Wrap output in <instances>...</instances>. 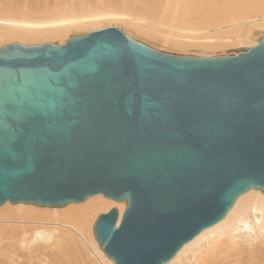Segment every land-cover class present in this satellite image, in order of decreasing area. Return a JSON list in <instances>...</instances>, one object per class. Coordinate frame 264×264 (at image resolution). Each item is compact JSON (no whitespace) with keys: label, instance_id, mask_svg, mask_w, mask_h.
I'll return each instance as SVG.
<instances>
[{"label":"water","instance_id":"obj_1","mask_svg":"<svg viewBox=\"0 0 264 264\" xmlns=\"http://www.w3.org/2000/svg\"><path fill=\"white\" fill-rule=\"evenodd\" d=\"M264 192V37L167 54L110 27L0 49V207L126 203L94 234L114 264H167Z\"/></svg>","mask_w":264,"mask_h":264},{"label":"bare ground","instance_id":"obj_2","mask_svg":"<svg viewBox=\"0 0 264 264\" xmlns=\"http://www.w3.org/2000/svg\"><path fill=\"white\" fill-rule=\"evenodd\" d=\"M108 1L109 0H97V4L106 6V3ZM127 1L129 0H122V4H128ZM130 1L133 3H131L130 6L134 5L135 3L140 4L141 7H143L141 10H143L144 12H147L148 14H157L156 18L159 15L163 17L165 21L170 20V25H166L168 26V38L171 39L177 37L175 36V33H180V37L183 36L182 39H180L178 42H174L175 38L173 39L174 41L171 40L173 42L172 44H174L171 46L178 48V50H180L181 48L187 49L189 46V48H193V42L191 40H193V37L195 38V36L192 34L197 33L198 31V29H196L197 26L195 27L192 23V18L194 17H197L199 20L201 19V23H199V25H202L203 30L213 31L214 33L230 29L228 31V33L230 34H239L242 31H245L246 33L247 31L246 34L250 36L251 32L256 29L264 30V22L261 24H253L252 22H254L255 20H250V15L255 13L257 15L260 14V17L262 16L261 18L264 19L263 0ZM261 1L263 2V4ZM82 6L83 8L87 7L88 9L87 2L82 3ZM89 6H91V4H89ZM58 8L59 5H55V7L51 10V14L56 13ZM212 10L215 11V15L213 14ZM122 12L128 13L129 11L127 10ZM46 13L48 14L49 11ZM99 14L100 12L96 14V17ZM91 15L94 16V14ZM216 15L225 17L226 21H224V18L221 20L222 22L224 21L223 23L220 21V19L218 20L219 22H221V24H217L218 21L212 22L213 17H216ZM74 16H72V18L75 19H73L72 21L77 20L76 22H80L78 21L80 19L76 18L78 16ZM100 16L102 15H99L98 18ZM95 20L96 21L94 22H99L98 19L95 18ZM154 21L156 20H153V22ZM130 23L137 22L131 21ZM90 24H92V21H89L88 25ZM133 25H136L138 28L139 24ZM196 25H198V23ZM246 25L247 27H244ZM70 26H73L72 28L80 26L84 28V22L81 25L71 23ZM203 26L204 28H208L204 29ZM183 33L188 34V36H185V34L181 35ZM24 35L28 36L27 34ZM24 35L17 34L14 39L22 41H29L28 39L34 40L33 37L35 36L33 35H31V37H26ZM37 36L43 37L40 34H38ZM155 36L157 38V34H155ZM248 36H245L244 38H248ZM51 37L53 38L54 36ZM171 41L169 40L165 42L170 43ZM206 41L210 40L208 39ZM203 43L204 44L201 45L205 48H212L216 46L210 44V42ZM224 43L225 42H223V44ZM217 45H219V43ZM217 47L216 49H218ZM207 51H205V53ZM94 197L95 199H93L92 201L87 200L88 202L86 203L88 205L86 203H83V205L87 206H83L82 203H73L65 206L66 208L38 207L35 205H27L23 203L12 204L11 202H6L3 206L0 207V243L2 245L5 243L3 246L4 251L7 253H15L16 255L14 257L22 255L26 258L28 255L29 257H32L34 254L44 249L49 251L52 256H56L58 260L57 263L73 264V261H70L69 259H71L72 257L76 258L77 256L82 257L84 254H86L88 256L87 259L91 261V264H114V262L105 255L103 250L98 245L94 234L93 225H95V223L94 221L92 222V219H90V215L94 210L98 208L100 209H98L100 212H102V208H105V210L107 211L104 214L108 213L113 208H117L120 213V218L117 224L119 226L121 222V215L126 207V203H118L112 201L105 198L103 195H97ZM78 206L82 208H73ZM211 241H213V243L209 244ZM204 243L208 245V248L210 250L205 255L206 259L200 262L202 264H224V262H228L229 259H237L238 264H264V192L251 189L247 193L240 196L222 221H220L215 226L206 229L194 240L186 244L167 264H183L186 255L195 247H203ZM202 249L204 250V248ZM1 256L2 255H0V261L8 258L6 255H4L3 257ZM61 256L67 258L65 262H62ZM84 262H86L85 264H88L87 261Z\"/></svg>","mask_w":264,"mask_h":264},{"label":"rangeland","instance_id":"obj_3","mask_svg":"<svg viewBox=\"0 0 264 264\" xmlns=\"http://www.w3.org/2000/svg\"><path fill=\"white\" fill-rule=\"evenodd\" d=\"M129 1H127L128 4L123 5L122 0H109L106 3V6L105 5L103 6L97 4V0H0V49L10 44H21L26 46H32V45L54 43L56 45H63L66 43L68 39L72 37L88 35L93 31H101L110 27H115L123 31L126 35L130 36L137 42H140L150 48H153L155 50L167 54L180 55V56L187 55L194 57H219V56H227V55L235 54L236 51L238 50L249 49L250 47H254L257 45L258 41L264 37V30H259V29H256L253 32H251L250 36L246 34L247 31L246 33L245 31H242L239 34H230L228 33L230 29L215 33L213 31H208V30L205 31L202 29V25L201 24L199 25V23H201V19L199 20L197 17H194L192 18L193 20L192 23L194 24L195 27L199 26L198 28L196 27V29H198L197 33L192 34L195 36V38L191 35L193 37V40L191 41L193 42L194 51L193 48H189L190 46L187 49L179 48L181 50L180 51L178 50V48L174 46L172 47L171 45H174L172 44L174 38H175L174 42H178L180 39H182L183 36L180 37V33H175V36L177 37L171 39L168 38L167 27L170 25V20L165 21L163 17L159 15L156 18L157 14H153V13L151 14L150 12H149L150 14H148L147 12H144L143 10H141L143 7H141L140 4L135 3L136 5L134 4L132 5L133 6L132 7L130 6L132 2ZM84 2H87L88 9L85 6H84L85 8H83L82 3ZM89 4H91V6H89ZM55 5H59V8L57 9L56 13L51 14L52 13L51 10L55 7ZM127 10L130 13L122 12ZM48 11L49 13L47 14L46 12ZM212 11L214 14L215 11L214 10ZM97 12L98 13L100 12L99 15H102L104 17L100 16L98 18L99 15L96 17V14H98ZM91 14H94L95 17ZM74 15L78 16L76 18H79L80 20L78 21L80 22H76L77 20L72 21L73 19H75L72 18V16ZM250 16H251L250 20H255L254 22H252L253 24H261L264 22V19L261 18L262 16L260 17V14L257 15L255 13ZM95 18L98 19L99 21V22L97 21L98 23L94 22L96 21ZM224 18L225 17L216 15V17L215 16L213 17L212 22L214 21L216 22L219 19L221 21ZM147 19L150 21H148ZM153 20L156 21L153 22ZM89 21L90 22L92 21V24L88 25ZM131 21L132 22L136 21L137 23H130ZM224 21H226V18L224 19ZM70 22L72 24H77V25H81L84 22V28L81 26L76 27L77 29L81 28L79 30H77L75 27L72 28L73 26H70L71 25ZM194 22H197L198 25H196L197 23ZM221 22L218 21L217 24L219 23L221 24ZM133 24H139L138 28L136 25ZM244 27H247V25ZM207 28L205 27L204 29ZM225 32H227L228 34ZM17 34L19 35L27 34L28 36L24 35L26 37H31V35H33L35 37H33L34 40L28 39L29 41H22V40L14 39ZM38 34L42 35L43 37H38L37 36ZM155 34H157V38ZM184 34L185 36H188V34L186 33H183L181 35ZM51 36H54L53 37L54 39ZM245 36H248V38L247 37L244 38ZM168 39L172 41L170 43H166L165 41H169ZM208 39L210 41H206ZM203 42H207V43L210 42V44L216 46L212 48H205L204 46L201 45L204 44ZM223 42L225 43L223 44ZM216 43L217 44L219 43V45H217ZM196 44L201 46H198ZM216 47L218 49H216ZM207 49L209 52L207 51ZM205 51L207 52L205 53ZM93 199H95V197L88 200L92 201ZM86 202H84V204ZM87 205H83V206H87ZM73 208H82V207L78 206ZM98 209L94 210L90 215V219H92V222L94 221V223L96 222V220L100 215L104 214L107 211L105 210V208L101 209L102 212H100L99 211L100 209L99 210ZM91 233H92V227H91ZM211 243H213V241H211L209 244ZM4 244L2 245L0 243V255H2L1 257L6 255L8 258H5L3 261H0V264H62V263H57L58 260L56 256L55 257L54 255L52 256V254L49 251L44 249L34 254L32 257L30 256L31 259L29 255L26 258L23 257L22 255L18 257H14L16 255L15 253L13 252L7 253L4 251L3 248ZM202 248H204V250ZM209 250L210 249L208 248V245H206V243H204L203 247L201 246H199L198 248L195 247L192 251H190L191 253L189 252L186 255L185 258L186 260L184 259L183 264H202L200 262L206 259L205 255L209 252ZM61 257H62V262H65L67 258L63 256ZM87 258L88 256L84 254L82 257L80 256H77L76 258L72 257L69 260L73 261V264H85L86 262L84 261H87L88 264H91V261H89ZM224 264H238V261L237 259H229L228 262L225 261Z\"/></svg>","mask_w":264,"mask_h":264}]
</instances>
